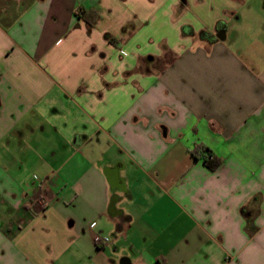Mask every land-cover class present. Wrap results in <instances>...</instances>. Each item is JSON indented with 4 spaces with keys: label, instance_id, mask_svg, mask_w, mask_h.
<instances>
[{
    "label": "crops",
    "instance_id": "1",
    "mask_svg": "<svg viewBox=\"0 0 264 264\" xmlns=\"http://www.w3.org/2000/svg\"><path fill=\"white\" fill-rule=\"evenodd\" d=\"M260 1L0 0V264H264Z\"/></svg>",
    "mask_w": 264,
    "mask_h": 264
},
{
    "label": "trees",
    "instance_id": "2",
    "mask_svg": "<svg viewBox=\"0 0 264 264\" xmlns=\"http://www.w3.org/2000/svg\"><path fill=\"white\" fill-rule=\"evenodd\" d=\"M90 14L92 16H91V18L88 19V22L92 26L94 24V21L97 18V13L95 11H92ZM192 34H194V33H192ZM198 36L200 39L208 40L210 42H212L215 38V36L207 30L200 31L198 33ZM105 38L107 40H109L111 43L117 44L116 37H114L110 33H106ZM193 154L197 158H202L204 160L205 164L212 170L217 169L222 163L220 158L216 157L209 148H207L203 145H197L193 151Z\"/></svg>",
    "mask_w": 264,
    "mask_h": 264
},
{
    "label": "built area",
    "instance_id": "3",
    "mask_svg": "<svg viewBox=\"0 0 264 264\" xmlns=\"http://www.w3.org/2000/svg\"><path fill=\"white\" fill-rule=\"evenodd\" d=\"M35 178H37V176L35 175ZM40 191H41V193L44 191V188H45V183H40ZM37 203L38 204H40L42 207H47L48 206V200L44 197V196H42L38 201H37ZM109 240H110V238L109 237H104L103 239H102V242L103 243H107V242H109Z\"/></svg>",
    "mask_w": 264,
    "mask_h": 264
},
{
    "label": "rangeland",
    "instance_id": "4",
    "mask_svg": "<svg viewBox=\"0 0 264 264\" xmlns=\"http://www.w3.org/2000/svg\"><path fill=\"white\" fill-rule=\"evenodd\" d=\"M259 4H263V5H264L263 0H261V1L259 2ZM166 61H167V59L164 61V64H166Z\"/></svg>",
    "mask_w": 264,
    "mask_h": 264
}]
</instances>
